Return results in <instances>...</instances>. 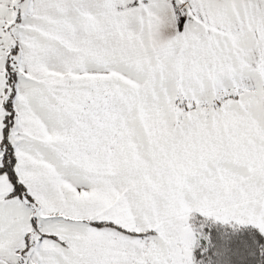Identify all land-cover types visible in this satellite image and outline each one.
Instances as JSON below:
<instances>
[{
  "label": "snow or ice",
  "instance_id": "obj_1",
  "mask_svg": "<svg viewBox=\"0 0 264 264\" xmlns=\"http://www.w3.org/2000/svg\"><path fill=\"white\" fill-rule=\"evenodd\" d=\"M0 264H264V0H0Z\"/></svg>",
  "mask_w": 264,
  "mask_h": 264
}]
</instances>
